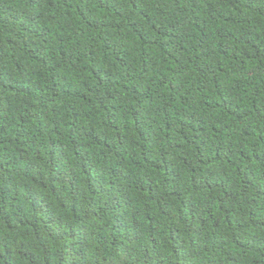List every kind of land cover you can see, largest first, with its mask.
<instances>
[{"label":"trees","instance_id":"obj_1","mask_svg":"<svg viewBox=\"0 0 264 264\" xmlns=\"http://www.w3.org/2000/svg\"><path fill=\"white\" fill-rule=\"evenodd\" d=\"M0 264H264V0H0Z\"/></svg>","mask_w":264,"mask_h":264}]
</instances>
